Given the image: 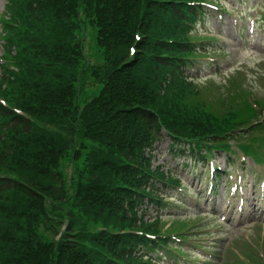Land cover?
<instances>
[{"label": "trees", "instance_id": "trees-1", "mask_svg": "<svg viewBox=\"0 0 264 264\" xmlns=\"http://www.w3.org/2000/svg\"><path fill=\"white\" fill-rule=\"evenodd\" d=\"M7 1L0 264H154L160 242L147 234L161 240L162 225L139 210L146 199L165 207L158 183L180 181L153 170L147 151L163 129L183 154L229 150L230 138L264 130L253 125L264 103L256 110L242 91L204 102L189 81L200 51L189 34L206 0Z\"/></svg>", "mask_w": 264, "mask_h": 264}, {"label": "rangeland", "instance_id": "rangeland-1", "mask_svg": "<svg viewBox=\"0 0 264 264\" xmlns=\"http://www.w3.org/2000/svg\"><path fill=\"white\" fill-rule=\"evenodd\" d=\"M6 3V0H0V14L5 12ZM215 4L221 11L207 10L209 15L196 27V35L212 38L204 41L207 55L200 57L189 72L196 78L201 89L207 88L201 100L230 94H234L238 100L242 99L234 82L245 86L256 97H263L264 80L258 74L264 75V21H259L264 14V0H217ZM252 19L257 21L253 34ZM94 35L95 31L89 28L86 46L90 53L95 50L96 56ZM2 50L0 42V77ZM238 71L243 73L244 79L230 80ZM170 144L171 141L165 136L156 145L153 164L172 170L185 188L183 192H168L174 198L170 199V206L162 212V220L175 224L181 222V218H187L190 219L188 222L194 223L188 224L184 231L189 240L175 244L182 247V256L166 255L161 262L157 260V264H239L237 257L248 261L244 252L262 256L263 242L260 238L264 239V213L262 210L254 212V209L255 204L264 209L261 199L264 191V164L255 165L250 158L243 160V155L238 152L233 157L234 165L230 167L225 154H216L213 160L218 167L227 170L229 177L215 180L217 195L210 197L207 189L210 183L208 165L204 167L203 161H195L190 155L183 159L174 156ZM64 165L70 175V161ZM239 167L244 168L246 173ZM240 182L247 187H243V191L238 188L234 197L233 191H228L226 185ZM255 192L258 201L253 200L250 206L246 201L242 210L240 199L245 196L252 199ZM156 214L157 211L149 208L146 217L152 219ZM248 245L256 246V249L249 250Z\"/></svg>", "mask_w": 264, "mask_h": 264}]
</instances>
